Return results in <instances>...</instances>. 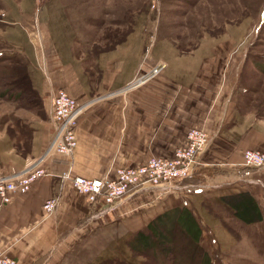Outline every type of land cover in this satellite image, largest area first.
I'll return each mask as SVG.
<instances>
[{
    "label": "rangeland",
    "instance_id": "374dc122",
    "mask_svg": "<svg viewBox=\"0 0 264 264\" xmlns=\"http://www.w3.org/2000/svg\"><path fill=\"white\" fill-rule=\"evenodd\" d=\"M57 53L62 61L58 67ZM209 58L216 64L210 85L219 83L224 91L220 102L231 95L234 150L224 156L215 150L211 161L198 159L208 145L215 119L207 127L190 123L179 145L165 154L118 166L134 167L149 157H169L184 145L191 128H198L206 139L204 147L193 154L188 176L174 181L173 188L151 187L153 195L141 200L145 210L118 212L115 206L103 214L91 213L92 219H98L100 253L88 264H159L163 260L169 264L171 260L162 255L156 259L131 251L128 242L156 214L182 205L200 227V243L211 264H264V168L249 165L244 158L246 149L264 153V0H0L1 150L10 138L23 155L32 152L36 132L46 133L48 151H56L49 98L55 90L63 89L55 78L63 76L65 62H70L79 83L87 86L83 101L100 102V96H110L107 101H113L117 93L124 98L139 81L156 85V81L173 80L189 86L198 62ZM211 69L203 74L212 73ZM29 91L33 101L26 100ZM212 93L204 99L205 107L211 99L219 100V95ZM81 102H77L78 108ZM235 167L250 181L220 184L230 179V169ZM246 191L259 205L261 221H240L221 199ZM156 205L162 211L149 217ZM143 211L148 216L142 219L143 225L127 230L123 221Z\"/></svg>",
    "mask_w": 264,
    "mask_h": 264
},
{
    "label": "crops",
    "instance_id": "0c3cea01",
    "mask_svg": "<svg viewBox=\"0 0 264 264\" xmlns=\"http://www.w3.org/2000/svg\"><path fill=\"white\" fill-rule=\"evenodd\" d=\"M57 55L56 67L62 64L59 53ZM198 63L189 86L173 80L156 81V85L151 81H139L123 94L124 98L115 92L113 101H107L110 96H100V102H85L87 86L79 83L77 73L68 66L70 62H65L63 76L56 77L55 82L73 94L79 100L76 103L82 101L74 117V148L69 158L54 150L48 151V135L35 132L32 152L23 155L15 149L14 139H6L0 149V177L22 173L33 165L43 166L47 173L33 182L25 193L13 195L8 204L0 206V253L13 257L17 264H88L99 256L98 219L91 216L96 207L75 192L68 181L63 183L61 179L69 161L70 175L101 176L114 167L140 163L152 154H165L179 145L181 135L190 123L200 122L207 127L215 119L208 145L199 153L198 159L211 161L215 150L223 156L227 151H233L231 95L220 102L225 96L223 88L218 86L219 83L210 85L216 71L214 58ZM206 69H211L212 73L209 71L204 75ZM102 83L104 87L108 85L105 80ZM211 90L212 94L219 95V100L211 99L205 107L204 99L210 97ZM225 134L228 137H224ZM230 171V179L220 184H228L230 180L250 181L245 178L247 174L236 167ZM153 193L151 187H130L115 210H145L141 200ZM53 196H58L59 202L52 212H47L42 204ZM136 204L141 206L132 208ZM160 207L153 206L148 216L162 211ZM145 212L126 218L124 227L126 225V229L132 231L142 226V219L148 218Z\"/></svg>",
    "mask_w": 264,
    "mask_h": 264
},
{
    "label": "built area",
    "instance_id": "2783aa9c",
    "mask_svg": "<svg viewBox=\"0 0 264 264\" xmlns=\"http://www.w3.org/2000/svg\"><path fill=\"white\" fill-rule=\"evenodd\" d=\"M49 100L50 116L55 132L53 145L58 153L70 156L76 141L72 130L73 114L78 109L76 100L63 89L55 90ZM205 140L204 134L198 128H191L185 134L184 145L174 150L169 157H149L140 165L118 167L101 176L87 178L70 175L71 163H69L62 172L61 179L63 183L68 181L75 192L83 195L86 201L96 207L94 215L103 214L112 210L130 187H139V189L154 187L166 190L173 186L174 181L179 182L188 176L193 163V154L204 147ZM244 158L247 164L264 168L262 151L246 149ZM46 173V169L40 166L22 174L0 177V205L9 203L14 194L25 193L33 182ZM58 202V196L50 197L44 201L42 208L52 212ZM0 264H17V260L0 253Z\"/></svg>",
    "mask_w": 264,
    "mask_h": 264
},
{
    "label": "trees",
    "instance_id": "16d2710c",
    "mask_svg": "<svg viewBox=\"0 0 264 264\" xmlns=\"http://www.w3.org/2000/svg\"><path fill=\"white\" fill-rule=\"evenodd\" d=\"M26 100L33 101L31 91ZM35 99V96H34ZM234 216L245 223L261 221L262 212L249 191L221 197ZM200 227L185 206H172L156 214L142 230H136L128 242L130 250L170 259L169 264H211L200 243ZM102 264L96 262L95 264ZM107 263V262H106ZM105 263V264H106ZM164 264V260L159 264Z\"/></svg>",
    "mask_w": 264,
    "mask_h": 264
}]
</instances>
